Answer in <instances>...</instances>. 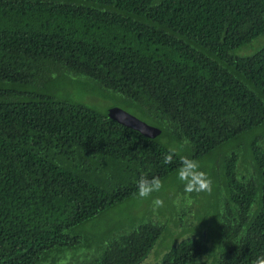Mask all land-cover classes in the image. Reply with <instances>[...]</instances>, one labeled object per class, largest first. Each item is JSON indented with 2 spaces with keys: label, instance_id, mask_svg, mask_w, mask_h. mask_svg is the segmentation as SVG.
<instances>
[{
  "label": "trees",
  "instance_id": "trees-1",
  "mask_svg": "<svg viewBox=\"0 0 264 264\" xmlns=\"http://www.w3.org/2000/svg\"><path fill=\"white\" fill-rule=\"evenodd\" d=\"M259 37L264 0H0V264L80 249L78 228L137 196L141 175L165 188L181 157L232 145L210 175L221 200L161 264L264 255V44L238 53ZM62 72L104 98L120 94L161 134L42 89ZM242 152L252 173L238 171ZM164 232L138 221L85 246L76 264H139Z\"/></svg>",
  "mask_w": 264,
  "mask_h": 264
},
{
  "label": "rangeland",
  "instance_id": "rangeland-1",
  "mask_svg": "<svg viewBox=\"0 0 264 264\" xmlns=\"http://www.w3.org/2000/svg\"><path fill=\"white\" fill-rule=\"evenodd\" d=\"M263 44L264 38L259 37L247 46L239 49L238 53L241 55L251 54ZM81 83L76 81V76L73 74L69 75L62 72L48 75L41 87L58 98L81 100L98 106L104 111L109 110L112 106H119L143 120L146 119L136 106L120 94L112 93V96L104 98L99 93L93 91V87L91 88L85 83ZM172 144L178 145L179 141H172ZM235 148L233 145L225 147L211 156L197 161L200 166L199 170L203 171L211 181V191L187 193L184 191V183L177 178L175 173L169 179L165 188L161 187L159 192L152 193L150 197L144 199L139 198L137 195L123 203L115 205L86 225L79 227L77 230V234L80 236L78 241L83 245L79 247L80 249L74 250L72 249L73 247H66L56 250L39 264H76L85 258L82 259L84 253H90L102 241L104 242L112 238V236H116L122 227L131 226L138 223V221H154L165 226L162 239L155 245L147 257L139 263L161 264L165 253L172 247L177 246L185 240H191L199 236L191 231L192 228H195L199 224L196 218L197 212L204 211L210 204H214L215 206L223 195V187L220 188L218 178L210 177V175H219L221 159ZM238 171L246 174L253 171L243 152L238 162ZM157 198L162 201V205L159 207H155L152 203ZM205 231L206 226L203 229V232ZM207 236L209 235L207 234ZM213 240L215 239L210 237V240L207 242L208 246L213 245ZM89 244H92L91 249L84 251L83 248ZM204 258H211V256L206 254Z\"/></svg>",
  "mask_w": 264,
  "mask_h": 264
},
{
  "label": "clouds",
  "instance_id": "clouds-1",
  "mask_svg": "<svg viewBox=\"0 0 264 264\" xmlns=\"http://www.w3.org/2000/svg\"><path fill=\"white\" fill-rule=\"evenodd\" d=\"M174 151V150H173ZM171 161V156L166 155L164 162ZM198 162L188 157L180 158V166L176 172L177 178L184 183V191L187 193L211 191V181L203 171H200ZM162 187L161 180L157 177H148L141 175L136 181V190L139 198L144 199L151 196L152 193L159 192ZM155 207L162 205V201L157 198L152 201ZM252 264H264V255L257 256Z\"/></svg>",
  "mask_w": 264,
  "mask_h": 264
},
{
  "label": "water",
  "instance_id": "water-1",
  "mask_svg": "<svg viewBox=\"0 0 264 264\" xmlns=\"http://www.w3.org/2000/svg\"><path fill=\"white\" fill-rule=\"evenodd\" d=\"M108 113L113 120L135 129L147 137L156 138L162 132L160 127L148 123L119 106H112Z\"/></svg>",
  "mask_w": 264,
  "mask_h": 264
}]
</instances>
